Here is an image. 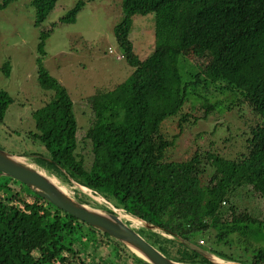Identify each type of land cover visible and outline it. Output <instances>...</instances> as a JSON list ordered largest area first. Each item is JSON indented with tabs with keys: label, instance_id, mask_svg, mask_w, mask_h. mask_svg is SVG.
<instances>
[{
	"label": "trees",
	"instance_id": "1",
	"mask_svg": "<svg viewBox=\"0 0 264 264\" xmlns=\"http://www.w3.org/2000/svg\"><path fill=\"white\" fill-rule=\"evenodd\" d=\"M11 1L4 0L0 9ZM88 1L79 0L59 22L75 23ZM57 2L32 1L35 27L45 22ZM121 7L124 17L114 34L133 72L112 90L98 91L86 101L92 118L82 142L90 146L89 166L76 154L72 103L40 58L38 81L57 93L64 127L59 140L27 136L33 146L36 139L47 138L44 152L33 153L34 161L63 182L69 177L115 208L198 247H208L210 239L203 249L224 259L264 264V218L233 202L242 191L264 202V0H122ZM150 13L154 47L140 60L129 32L135 15ZM51 33L40 32V53ZM191 54L202 62L193 64ZM3 72L9 76L8 62ZM210 88L228 95V101L210 102L206 97L215 95ZM10 102L0 89V122ZM223 111L228 117L251 118L238 134L243 144L233 157L226 154L228 147L213 149L209 140L208 147L195 146L185 158L172 160L168 154L187 127ZM167 123L174 133L166 130ZM230 140L228 135L223 142ZM7 180L0 183V264H143L118 240L18 181ZM140 234L177 262L210 264L173 240L151 231Z\"/></svg>",
	"mask_w": 264,
	"mask_h": 264
},
{
	"label": "rangeland",
	"instance_id": "2",
	"mask_svg": "<svg viewBox=\"0 0 264 264\" xmlns=\"http://www.w3.org/2000/svg\"><path fill=\"white\" fill-rule=\"evenodd\" d=\"M3 1L0 0V5ZM32 1L12 0L5 8L0 9V89L11 98L3 122H0V149L8 153L10 151L7 148L13 149L16 152L12 154L26 156V161L33 164L35 162L33 153L37 155L43 153V143L48 142L45 137L38 138L33 146L32 140L26 139L28 135L46 136L51 140L60 139L64 127L63 109L57 105V93L43 88L38 81L37 59L40 58L42 67L61 84L72 103L78 126L79 146L76 154L82 155L85 166L88 167L91 162L90 146L88 142L83 143L82 138L92 117L86 101L98 91L112 90L126 81L133 72V68L123 59L122 49L117 44L114 34V27L124 17L122 0L88 1L73 24L60 23L59 19L79 0H58L40 27L34 26ZM53 24L55 27H52ZM50 29L52 33L46 39L43 52L40 53L38 51L40 32ZM129 39L134 53L140 60L146 59L152 53L153 13L135 15L132 18ZM189 60L193 64H200L203 59L191 54ZM7 62L10 65L9 76L3 72V65ZM209 91L215 94L206 97L210 102L218 100L226 103L228 100L225 99H229L228 95H218L213 88ZM218 114L217 118L211 115L208 119L187 127L174 149L168 154L172 160L185 158L195 146L208 147L209 140L214 143L213 149L228 147L229 151L227 150L226 154L233 157L243 144L238 134L243 132L245 123L251 118L228 117L224 111ZM220 114L226 116L222 117ZM166 130L170 134L174 133L173 125L167 123ZM228 135L231 136V140L224 143L223 139ZM30 150L32 153H29ZM7 179L0 176V183H7ZM58 182L67 187L61 179H58ZM67 189L70 192L68 187ZM24 190L28 191L27 188ZM246 195L244 191L239 193L233 200L234 204L240 210L246 207L257 217L264 218V202L256 195L250 193L249 196ZM210 242L212 241L208 239V247ZM227 253L231 254L233 250H228ZM242 256L247 259L246 255Z\"/></svg>",
	"mask_w": 264,
	"mask_h": 264
},
{
	"label": "water",
	"instance_id": "3",
	"mask_svg": "<svg viewBox=\"0 0 264 264\" xmlns=\"http://www.w3.org/2000/svg\"><path fill=\"white\" fill-rule=\"evenodd\" d=\"M25 157L16 156L0 149V176L18 181L56 208L86 223L93 229L118 240L143 264H187L177 262L160 252L140 234V231L143 230L159 234L195 251L208 260L210 264H249L224 259L210 250L198 247L176 235L161 230L123 209L115 208L96 192L67 177L68 183L62 180L61 182L67 184L70 189L69 192L67 187L59 184L58 177L50 174L35 162L34 165L28 163ZM82 197L87 198V201ZM95 200L105 205L98 204ZM130 218L139 221L140 224H134Z\"/></svg>",
	"mask_w": 264,
	"mask_h": 264
},
{
	"label": "bare ground",
	"instance_id": "4",
	"mask_svg": "<svg viewBox=\"0 0 264 264\" xmlns=\"http://www.w3.org/2000/svg\"><path fill=\"white\" fill-rule=\"evenodd\" d=\"M130 220H131L134 224H136V225L140 224L139 221H137V220H135V219H131V218H130Z\"/></svg>",
	"mask_w": 264,
	"mask_h": 264
},
{
	"label": "built area",
	"instance_id": "5",
	"mask_svg": "<svg viewBox=\"0 0 264 264\" xmlns=\"http://www.w3.org/2000/svg\"><path fill=\"white\" fill-rule=\"evenodd\" d=\"M199 244H203V242H202V241H200V242H199Z\"/></svg>",
	"mask_w": 264,
	"mask_h": 264
}]
</instances>
